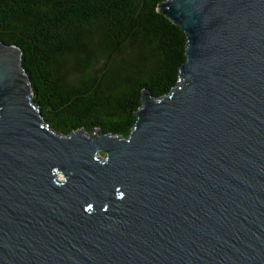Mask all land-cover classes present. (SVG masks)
<instances>
[{
  "label": "water",
  "instance_id": "95a60500",
  "mask_svg": "<svg viewBox=\"0 0 264 264\" xmlns=\"http://www.w3.org/2000/svg\"><path fill=\"white\" fill-rule=\"evenodd\" d=\"M156 9L185 61L125 139L51 130L0 41V264H264V0Z\"/></svg>",
  "mask_w": 264,
  "mask_h": 264
},
{
  "label": "trees",
  "instance_id": "16d2710c",
  "mask_svg": "<svg viewBox=\"0 0 264 264\" xmlns=\"http://www.w3.org/2000/svg\"><path fill=\"white\" fill-rule=\"evenodd\" d=\"M165 1L0 0V41L19 49L51 130L125 139L141 90L158 100L176 87L186 37L157 11Z\"/></svg>",
  "mask_w": 264,
  "mask_h": 264
},
{
  "label": "rangeland",
  "instance_id": "374dc122",
  "mask_svg": "<svg viewBox=\"0 0 264 264\" xmlns=\"http://www.w3.org/2000/svg\"><path fill=\"white\" fill-rule=\"evenodd\" d=\"M96 132H93V135H95V136H97V134H95ZM104 153H100V154H98L97 155V158L100 160V161H103L104 160ZM57 178L59 179V180H63L64 179V177H63V175L61 174V173H57Z\"/></svg>",
  "mask_w": 264,
  "mask_h": 264
}]
</instances>
